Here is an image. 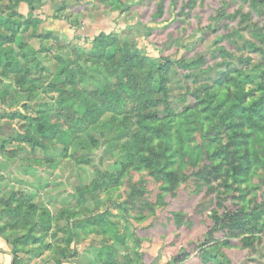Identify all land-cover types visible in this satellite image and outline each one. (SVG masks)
I'll return each instance as SVG.
<instances>
[{
  "label": "rangeland",
  "instance_id": "1",
  "mask_svg": "<svg viewBox=\"0 0 264 264\" xmlns=\"http://www.w3.org/2000/svg\"><path fill=\"white\" fill-rule=\"evenodd\" d=\"M263 97L264 0H0L12 264H264V112L207 119Z\"/></svg>",
  "mask_w": 264,
  "mask_h": 264
},
{
  "label": "trees",
  "instance_id": "2",
  "mask_svg": "<svg viewBox=\"0 0 264 264\" xmlns=\"http://www.w3.org/2000/svg\"><path fill=\"white\" fill-rule=\"evenodd\" d=\"M102 52H104V50ZM225 73L226 72L224 70V71H219V73L217 75L215 74L214 78H212L210 80L211 85L209 88H212L214 86L220 87V86L225 85V84H235L236 86L238 85V83H236L235 79L228 78ZM93 95L96 97H99L101 94L95 93ZM110 96L111 95L108 93V91H106L105 93L102 94V98L106 99V100L110 99ZM106 102L107 101L102 102L104 108H107L106 106H108V103H106ZM204 102L206 103V101H202V103H204ZM263 112H264V97L261 98L256 103H253L250 106H240V105H236V104L234 105L233 104L229 109V113H228L227 117L223 116V113L217 112L216 108L213 107L211 109L210 113L207 115V119L209 121H212V122L218 121V123L221 124L222 121L223 122L228 121V119H230V116H232V115L233 116L234 115H241L242 117L249 119L251 121L252 118L255 116L262 118ZM155 118H157V117L155 116ZM40 125H41V129H40V131H37V133H36L38 136L47 139V138H52L56 134V131L50 125H46L44 122ZM212 127H213V125H212ZM149 130L152 132V136L154 138H160L162 136L159 131H156V129L149 128ZM71 131L73 132L72 129H71ZM65 134L68 135V131H65ZM16 140L18 142H21V143L30 144L32 147L39 146V142L37 141V139L35 137H33L32 135H30L28 132L24 133V135H20ZM128 153L129 154L132 153V155L134 154L137 162L140 164V166L146 168V170H149V171L154 170V159H152V157H154L155 155H153V153H149L148 156H144L139 150L132 151L130 149H129ZM132 155L130 158H133ZM263 211H264V208H262V210H260V211H255L254 214H252V219L259 220L262 216ZM215 220L218 221L217 218ZM231 221H232V219H231ZM239 222L242 224L245 221L237 220L238 226H240ZM248 225L251 228L255 227V225L252 224L251 222H249ZM186 257H187L186 254H181V255L177 256L176 258H174L173 264L183 263L185 261Z\"/></svg>",
  "mask_w": 264,
  "mask_h": 264
},
{
  "label": "crops",
  "instance_id": "3",
  "mask_svg": "<svg viewBox=\"0 0 264 264\" xmlns=\"http://www.w3.org/2000/svg\"><path fill=\"white\" fill-rule=\"evenodd\" d=\"M12 254L6 241L0 238V264H12Z\"/></svg>",
  "mask_w": 264,
  "mask_h": 264
}]
</instances>
